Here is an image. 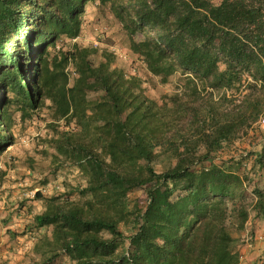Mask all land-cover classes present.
I'll use <instances>...</instances> for the list:
<instances>
[{"label":"trees","instance_id":"16d2710c","mask_svg":"<svg viewBox=\"0 0 264 264\" xmlns=\"http://www.w3.org/2000/svg\"><path fill=\"white\" fill-rule=\"evenodd\" d=\"M88 2L140 40L139 54L160 82L182 68L181 90L150 98L146 80L115 65L111 52L75 41ZM64 40L71 42L58 47ZM72 71L91 82L80 79L81 115V84L68 88ZM10 101L22 116L50 110L53 157L69 156L86 177L80 194L95 192L99 203L88 212L84 202L38 190L47 203L33 227L52 230L34 244L43 258L33 264L65 255L73 264H209L216 249L215 264H239L240 171L249 158L253 170H264V139L259 150L214 159L264 114V0H0V152L15 121ZM61 120L75 127L61 129ZM152 181L150 198L161 185L170 197L155 215L138 213L135 231L125 234L118 224L131 212L118 186ZM254 191L264 218V189Z\"/></svg>","mask_w":264,"mask_h":264},{"label":"rangeland","instance_id":"374dc122","mask_svg":"<svg viewBox=\"0 0 264 264\" xmlns=\"http://www.w3.org/2000/svg\"><path fill=\"white\" fill-rule=\"evenodd\" d=\"M211 1L213 4L220 2V0ZM75 41L81 45L99 46L111 52L115 65L123 67L129 74H138L146 80L144 84L146 94L157 101L161 100L163 93L181 90L184 84L185 75L182 68H179L168 82H160L159 74L148 70L139 54L142 48V46L138 47L140 40L126 35L121 24L108 9L99 7L95 2L87 3L83 14L82 31ZM70 42V40L60 41L58 47L66 46ZM72 72L68 85L70 90L80 87L82 83L80 79L85 80V83H82L84 86L91 85L89 79H85L86 76L82 77L80 73ZM82 84L80 91L77 90V94L82 97L77 99L78 115L85 112ZM10 98H12L11 94L8 99L12 100ZM8 107L14 112L15 121L9 128L11 139L5 143L4 149L0 152V264H33L43 258L40 251L33 249L34 244L40 237L50 236L52 230L51 226L33 227L35 214L44 211L47 203L44 198H36L35 194L38 190L45 198L56 195L61 200L84 202L87 204L88 212L97 208L99 203L95 192L89 191L84 196L80 194V189L87 185L86 177L72 163L69 156L53 157L55 149L50 140L55 132L49 127V123L53 120L50 110L43 106L31 109L22 116L21 109L13 101L8 102ZM261 116L264 117V114ZM59 123L61 129L75 127L74 121L69 127L65 126L63 120ZM254 125L253 129L242 134L231 145H225L214 161L221 163L230 156L259 150L260 141L264 139V123L257 121ZM225 128L227 131L230 130L228 125ZM152 157L155 159L153 164L156 171H161L163 165L157 161L156 152L152 153ZM240 172L245 181V188H248L241 207L242 220L247 222L250 219L248 205L252 202L249 190H253L255 179L264 176V172L262 175L261 171L252 169L251 158L245 161ZM146 176L150 178L149 175ZM263 180L264 177L260 181L263 182ZM196 181L197 178L189 183ZM154 182L143 187H130L127 184L118 186L131 212L126 221L118 224V228L125 234L135 231V218L138 213L148 212L150 216L155 215L159 206L170 197V191L161 185L154 192L153 198H150L147 187ZM261 226L259 228H264V225ZM101 234L109 235L108 232ZM262 235L263 237L258 240L264 244V234ZM251 242L255 243V241ZM244 243L246 241L243 240ZM218 256L219 251L216 249L209 258V264H215ZM53 264L73 263L65 255L55 259Z\"/></svg>","mask_w":264,"mask_h":264},{"label":"crops","instance_id":"0c3cea01","mask_svg":"<svg viewBox=\"0 0 264 264\" xmlns=\"http://www.w3.org/2000/svg\"><path fill=\"white\" fill-rule=\"evenodd\" d=\"M263 171H261V174L263 175ZM264 176H260L258 179L256 178L255 182L253 183L254 186L259 187L260 189H264V180L261 182L260 180L263 179ZM255 188V187H254ZM253 190H249L250 192V198L252 202L248 205V211H249V220L247 222L243 221L245 225L244 232L242 234L243 240L246 241L241 246V259L239 264H264V244L258 240V238H262L264 234V228L261 225H264V218L263 217H257L256 209L254 208V204L258 198L257 194ZM248 188L246 187L247 191ZM244 200V197H243ZM247 206V205H246ZM257 230V231H256ZM254 233V234H253ZM262 233V234H261ZM257 240V241H256ZM255 241V243L251 242ZM34 249V247H33Z\"/></svg>","mask_w":264,"mask_h":264},{"label":"built area","instance_id":"2783aa9c","mask_svg":"<svg viewBox=\"0 0 264 264\" xmlns=\"http://www.w3.org/2000/svg\"><path fill=\"white\" fill-rule=\"evenodd\" d=\"M258 123H264V117L260 116Z\"/></svg>","mask_w":264,"mask_h":264}]
</instances>
